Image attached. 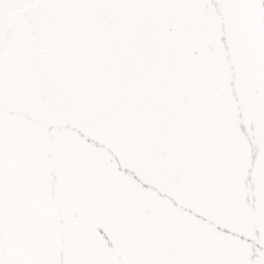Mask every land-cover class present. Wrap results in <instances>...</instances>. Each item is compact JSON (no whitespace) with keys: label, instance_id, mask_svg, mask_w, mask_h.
<instances>
[{"label":"snow or ice","instance_id":"obj_1","mask_svg":"<svg viewBox=\"0 0 264 264\" xmlns=\"http://www.w3.org/2000/svg\"><path fill=\"white\" fill-rule=\"evenodd\" d=\"M0 264H264V0H0Z\"/></svg>","mask_w":264,"mask_h":264}]
</instances>
